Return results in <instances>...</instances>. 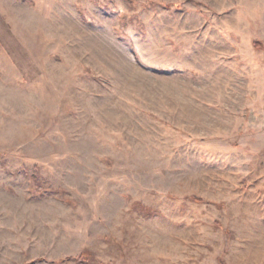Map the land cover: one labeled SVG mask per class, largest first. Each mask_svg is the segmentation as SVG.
Instances as JSON below:
<instances>
[{
    "label": "rangeland",
    "instance_id": "obj_1",
    "mask_svg": "<svg viewBox=\"0 0 264 264\" xmlns=\"http://www.w3.org/2000/svg\"><path fill=\"white\" fill-rule=\"evenodd\" d=\"M220 263L264 264V0H0V264Z\"/></svg>",
    "mask_w": 264,
    "mask_h": 264
},
{
    "label": "trees",
    "instance_id": "obj_2",
    "mask_svg": "<svg viewBox=\"0 0 264 264\" xmlns=\"http://www.w3.org/2000/svg\"><path fill=\"white\" fill-rule=\"evenodd\" d=\"M166 8L169 7V5H165ZM254 45L255 46H258V47H261L262 45L258 42V41H255L254 42ZM190 199L194 202H202L203 200L200 199V198H196V197H190ZM67 259H73V260H76V261H80L82 263H85L86 262V257L85 256H80V257H68ZM222 264V263H220Z\"/></svg>",
    "mask_w": 264,
    "mask_h": 264
}]
</instances>
